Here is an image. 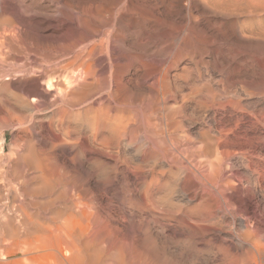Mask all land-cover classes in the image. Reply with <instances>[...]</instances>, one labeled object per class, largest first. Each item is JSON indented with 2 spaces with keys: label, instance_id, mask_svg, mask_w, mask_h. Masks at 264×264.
<instances>
[{
  "label": "rangeland",
  "instance_id": "1",
  "mask_svg": "<svg viewBox=\"0 0 264 264\" xmlns=\"http://www.w3.org/2000/svg\"><path fill=\"white\" fill-rule=\"evenodd\" d=\"M255 2L264 7V0H0V32L8 33L11 27L4 20L18 21V29L9 33L6 45H41L44 40L43 45H47L50 38L58 43L65 37L62 40L66 43L60 42L64 46L69 42L68 56L81 48L86 50L84 59L91 47L97 57L92 52L94 60L87 63L91 61L89 66L94 69L89 67L88 73L91 71L90 79L93 73L99 83L98 93L72 108V113L80 114L78 122L86 120L73 128L55 105L42 109V102L52 98L42 92L46 88L43 79L38 81V93L25 95L19 90L18 80L23 77L18 72L6 71L0 77V97L9 91L21 93L31 110L0 100V264H7L8 258L9 264H58L55 257L43 256L42 251L25 255L17 243L39 234H35L36 227L63 224L68 216L81 264H105L107 260V264H264V8ZM24 4L30 10L23 7L22 11ZM99 37L109 44L103 45ZM16 53L14 61L24 62ZM104 56H111L114 65ZM33 61L27 68L30 73L39 62ZM74 67L70 69L74 75L85 70L84 66ZM185 67L192 70V77L199 68L212 86L225 84L236 95L227 93L199 107L197 95V99L183 96L189 89L177 76ZM102 73L108 74L106 87L101 86ZM115 79L118 83L127 81L129 87L121 88ZM175 80L183 87L174 88ZM229 82H234L233 88ZM90 101L92 119L88 117L93 113L86 111ZM35 104L41 106L32 110ZM107 115L112 118L110 124ZM91 121L94 127L100 123L109 126L93 131ZM119 123L125 126L124 132ZM202 132L214 140L210 147ZM113 134L119 137L113 138ZM42 173L54 182L53 187L40 178ZM72 201H77L73 204L76 209ZM97 245L102 247L103 259ZM163 251L168 254L163 255ZM61 253L71 256L64 247Z\"/></svg>",
  "mask_w": 264,
  "mask_h": 264
},
{
  "label": "bare ground",
  "instance_id": "2",
  "mask_svg": "<svg viewBox=\"0 0 264 264\" xmlns=\"http://www.w3.org/2000/svg\"><path fill=\"white\" fill-rule=\"evenodd\" d=\"M257 2H258V0H257ZM4 3V2H3ZM233 2L231 1V4H232ZM254 3V2H253ZM256 3V2H255ZM6 4V3H5ZM4 4V5H5ZM8 4V3H7ZM67 4V3H66ZM250 4V3H249ZM249 4H247L248 5V9L250 8L249 7ZM252 4V3H251ZM256 4H259V3H256ZM255 4V5H256ZM16 5V4H15ZM69 5V4H68ZM229 5H230V2H229ZM243 5H245V4H243ZM246 5V6H247ZM254 5V4H253ZM259 5H261V7L262 8H264L263 6H262V3H260ZM22 6V9H23V7H25V4H24V6L23 5H21ZM246 6H245V8H246ZM250 6H252V5H250ZM258 6V5H257ZM257 6H255L257 9H259V7H257ZM3 7V6H2ZM5 7V6H4ZM69 7V6H68ZM253 7V6H252ZM251 7V8H252ZM1 8V7H0ZM6 8V7H5ZM20 8V7H19ZM19 8H18V10H19ZM25 8H29V10H30V7H25ZM3 9V8H2ZM247 9V10H248ZM255 9V8H254ZM8 10V9H7ZM28 10V11H29ZM250 11H251V9H249ZM252 10H253V8H252ZM256 10V9H255ZM3 11V10H2ZM22 11H24V9L22 10ZM35 11V10H34ZM69 11V10H68ZM264 11V10H263ZM0 12H1V10H0ZM6 12V11H5ZM20 12V11H19ZM18 12V13H19ZM26 12V11H25ZM67 12V11H66ZM253 12V11H252ZM258 12V11H257ZM28 13V12H27ZM32 13V12H31ZM64 14H65V12H63ZM251 13V12H250ZM33 14V13H32ZM32 14L31 15H29V13L27 14V15H29L31 18L33 17L32 16ZM35 14V13H34ZM43 14V13H42ZM39 15H41V13L39 14ZM44 15H46L45 13H44ZM66 15V14H65ZM70 15V14H69ZM7 16H9V15H7ZM21 15H19V17H20ZM5 17H6V14H5ZM29 17V18H30ZM3 18V17H2ZM8 18V17H7ZM24 18V17H23ZM28 17H26V19H27ZM30 18V19H31ZM77 18H78V16H77ZM80 18V17H79ZM78 18V19H79ZM6 19V18H5ZM29 19V20H30ZM2 20V19H1ZM0 20V21H1ZM13 20V19H12ZM68 20H70V19H68ZM85 20V19H84ZM3 21V20H2ZM6 23H5V25H9V26H11V27H9L10 29H9V32L8 33H3V32H5V31H3V32H0V77H2L3 76V73L4 72H6V71H13V73L14 72H18L19 74H18V76H22L23 77V79H20V80H18V81H20L21 83H20V88H19V90L23 93V94H25V92H29V91H34L35 93L37 92V85H38V81L41 79H43L44 80V82H45V85H46V88L45 89H43V93H44V96H46V97H48L49 98V96H51L52 98L51 99H45V101H43L42 102V106L41 105H36V106H32V110H33V107L35 108V107H37L36 109H38V106H41L42 107V109H47L48 107L50 108V106H54L55 107V109L56 110H60V111H62V112H64V114H65V116H66V118L68 119L67 120V122H68V124L67 125H71V126H73V128H74V126H76L78 123H80V121L81 122H83L82 121V119L78 122L77 120H78V118H80L79 117V115H78V113H72V111L71 110H73L74 108H75V106H77V105H79V104H81V103H83V102H85L86 100H88V98L96 91V90H98V82H97V79H95V77H94V75H93V73H92V79H90L91 77H89V75L91 76V71L88 73V68L90 67L89 65H91L90 63H91V61H93L94 60V55L92 54V52H95V51H93L92 49V51L91 50H87L88 52V55L90 56H88L89 57V59L87 60V58L86 59H84V52L86 51V50H83L82 51V49L80 48V47H82L81 45H80V50H81V52H80V50H77V52L79 51V53H77L76 52V54H75V52H74V55H72L71 54V56H68V55H70V48H68V46H69V42H68V46H64V44L66 43L65 41H63L62 39L64 38L65 39V37H61L62 39H60L59 40V38H58V40H59V42L62 40L63 42H65L64 44H62V42H58V43H56V42H50L51 41V39H53V38H50V41H48L47 42V40H46V42L48 43L47 45H43V43L45 42V40H44V42H42V44L41 45H43V46H41V45H38V44H33L32 43V45H30V46H19V47H16V46H14V45H11L10 43H8L7 42V45H6V41H8V38L10 37H8V35H9V33H11V32H13V33H16L15 32V29H18L17 27H16V22H18V21H16V22H14V21H11V18H10V20H4ZM24 21H25V19H24ZM79 21V20H78ZM81 21H83V20H81ZM23 22V21H22ZM85 22V21H84ZM79 23H80V21H79ZM1 24H3V23H1ZM25 24V23H24ZM82 24V23H81ZM21 25H23V24H21ZM26 25V24H25ZM89 25V24H88ZM87 25V26H88ZM94 25V24H93ZM1 26V25H0ZM18 27H20L19 25H17ZM91 26V25H90ZM2 27H4V26H2ZM1 27V28H2ZM6 27V26H5ZM93 27H95V26H93ZM92 27V28H93ZM72 28V27H71ZM70 28V29H71ZM74 28V27H73ZM3 29V28H2ZM1 29V30H2ZM8 29V28H7ZM6 29V30H7ZM27 29V28H26ZM75 30L77 29V27H75L74 28ZM89 29V28H88ZM19 30H21V28L19 29ZM19 30H18V32H19ZM73 30V29H72ZM74 30V31H75ZM94 30V29H93ZM95 30H97L96 28H95ZM94 30V32H96ZM24 31V30H23ZM28 31V30H27ZM77 31V30H76ZM90 31V30H89ZM92 31V30H91ZM90 31V34L92 33ZM22 32V31H21ZM28 32H30V31H28ZM28 32H26V33H28ZM24 34L23 35H25V32H23ZM12 34V33H11ZM31 34V33H30ZM81 34V33H80ZM79 34V35H80ZM89 34V33H88ZM106 34V33H105ZM108 34V33H107ZM16 35H19V34H16ZM16 35L14 36L13 35V37H16ZM32 35V34H31ZM75 35V34H74ZM95 35V34H94ZM195 35V34H194ZM12 36V35H11ZM20 36V35H19ZM22 36V35H21ZM28 36H29V34H28ZM33 36V35H32ZM31 36V37H32ZM37 36V35H36ZM35 36V37H36ZM49 36H51V35H49ZM63 36V35H62ZM65 36V35H64ZM70 36V38L72 37L71 35H69ZM81 36V35H80ZM24 37V36H23ZM39 36H37V38H38ZM40 37H43L42 35L40 36ZM103 37V36H102ZM105 37V36H104ZM103 37V38H104ZM197 37V36H196ZM195 37V38H196ZM12 38V37H11ZM32 38H34V36L32 37ZM32 38H31V40H32ZM44 38V37H43ZM45 38H47L46 36H45ZM76 39L75 40H77L78 38L77 37H75ZM83 38V37H82ZM87 38V37H86ZM93 37H91V39H92ZM194 38V39H195ZM15 39V38H14ZM14 39H13V41H14ZM27 39H29V38H27ZM39 39V38H38ZM38 39H37V41H38ZM55 39L56 38H54V41H55ZM94 39V38H93ZM105 39V38H104ZM103 39V40H104ZM16 40H18L17 39V37H16ZM19 40H20V38H19ZM22 40V39H21ZM20 40V41H21ZM24 40H25V38H24ZM23 40V41H24ZM35 40V42H36V38L34 39ZM40 40V39H39ZM57 40V39H56ZM74 39L72 40L71 39V41L73 42V41H75ZM80 40V39H79ZM99 40H101V38L99 37ZM99 40H97V42L99 41ZM103 40H101V42H102V44L103 45H107V44H109V43H103ZM112 40V39H111ZM198 40V39H197ZM197 40H196V42H197ZM28 41V40H27ZM83 41V40H82ZM81 41V42H82ZM87 41V40H86ZM106 41V40H105ZM12 42V41H11ZM18 42V41H17ZM40 42V41H39ZM52 43V44H50V43ZM90 42V41H89ZM88 42V43H89ZM94 42H96L95 40H94ZM193 42V41H192ZM30 43V42H29ZM28 42H27V44H29ZM37 43V42H36ZM56 43V44H55ZM99 43V42H98ZM186 43V42H185ZM12 44H14V43H12ZM26 44V43H25ZM40 44V43H39ZM45 44V43H44ZM72 44V45H71ZM70 45H71V47L73 46V43H71ZM87 44V43H86ZM90 44V43H89ZM89 44H88V46H89ZM101 44V43H100ZM193 44V43H192ZM16 45V44H15ZM19 45H20V43H19ZM22 45H24V43H22ZM90 45H92V44H90ZM94 45V44H93ZM92 45V46H93ZM96 45V44H95ZM187 46H188V44H186ZM75 46V45H74ZM99 46V45H98ZM87 47V46H86ZM86 47H85V49H86ZM96 47V48H95ZM94 47V49H96L97 50V46H95ZM105 47V46H104ZM111 47H112V45H111ZM111 47H109V49L111 48ZM190 47H192V46H190ZM73 48H76V47H73ZM82 48H84V46L82 47ZM73 50V49H72ZM106 50H108L107 48H106ZM14 52L16 53V54H19V55H21V56H23L24 58H25V60H24V62L22 61V63H17V62H19V61H17V59L18 58H16V61L17 62H15L14 60V57H15V54H14ZM106 52V51H105ZM96 53L97 52H95L94 54H95V56H96ZM108 53H110L109 51L107 52V54ZM111 54H112V52H111ZM110 55V54H109ZM114 55V54H113ZM20 56V57H21ZM66 56H68V57H66ZM106 56H108V55H106ZM106 56H104L105 57V59H108V63H110V65L112 64V65H114L113 64V62H112V60L110 61V59H113V58H111V56L110 57H106ZM97 57V56H96ZM99 58V57H98ZM97 58V59H98ZM30 59V60H29ZM97 59H96V61H97ZM29 60V61H28ZM34 60V61H33ZM37 60L39 61L38 62V66H36L35 65V70L32 72V73H30L29 71H28V65L29 64H31L30 63V61H33V62H37ZM89 60H91L90 61V63H89V65H88V61ZM21 62V61H20ZM95 63V62H94ZM36 64V63H35ZM75 64H78V65H76V66H84L85 67V70L83 71H81V72H78V73H75V75H74V72H72V71H70V69H73V67L75 66ZM96 64V63H95ZM92 65H94V64H92ZM75 66V67H76ZM109 66V65H108ZM75 67H74V69H75ZM104 67V66H103ZM105 67H107V66H105ZM198 67V66H197ZM195 68L194 70H195V78L194 77H192L191 76V73H192V70H190V69H188V68H186L185 67V69L186 70H184V69H182V73H180L177 77L179 78V76H181L182 77V79H184L185 80V84L187 85V87H188V89H189V91L186 93V94H183V96L184 97H189L190 99H194V98H196V95L199 97L197 100H198V106L199 107H203V105H205V104H209L210 102H213L214 100H216V98L218 99V97H222V96H224V95H227V93H231L233 96H235L236 95V93L234 92L233 93V91H232V89H228L226 86H224V85H222L221 83V85L220 86H216V85H214V83H213V86L209 83V79L210 78H208V80H206V79H203V76H202V72L200 71V69L199 68ZM80 68V67H79ZM83 68V67H82ZM81 68V69H82ZM91 68V67H90ZM92 68H93V66H92ZM91 68V69H92ZM94 69V68H93ZM105 70V68H102V70ZM107 69V68H106ZM109 69H111L110 67H109ZM113 69V68H112ZM77 70H78V68H77ZM114 70H115V68H114ZM30 71H32L31 70V68H30ZM80 71V70H79ZM93 71V70H92ZM109 71V70H108ZM72 73L71 75H69L68 73ZM104 72V71H103ZM109 72H111V71H109ZM115 72V71H114ZM113 72V73H114ZM194 72V71H193ZM13 73H12V75H13ZM94 73H95V71H94ZM96 73H97V71H96ZM108 73V72H107ZM106 73V74H107ZM112 73V74H113ZM17 74V73H16ZM103 74H105V73H102V75ZM106 74L102 77V84H101V82H100V84H101V86H103V87H106V86H108V84H107V78H106ZM119 74V73H118ZM96 75V74H95ZM108 75V74H107ZM97 76H98V74H97ZM113 76V75H112ZM120 76V75H119ZM166 76V75H165ZM164 76V77H165ZM211 76V75H210ZM8 77H10V76H8ZM15 77V76H14ZM89 77V78H88ZM100 77V76H99ZM117 78V79H119V77H118V75H115L114 76V78ZM163 77V78H164ZM180 77V78H181ZM7 78V77H6ZM11 78H13V77H11ZM16 78V77H15ZM98 78V77H97ZM113 78V77H112ZM113 78V79H114ZM142 78V77H141ZM0 79H2L3 80V78H0ZM5 79V78H4ZM19 79V78H18ZM117 79H115V80H113V81H115L114 83L116 84V85H120V83H121V85L122 86H120L121 88L123 87L124 89L126 88V86H128L127 84V81H125V83H123V82H121L120 81V83H118L119 82V80H117ZM164 79H166V78H164ZM163 79V80H164ZM138 80H141V79H138ZM167 80V79H166ZM218 80V79H217ZM216 79H215V81H217ZM234 80V79H233ZM5 81H7V80H5ZM99 81H100V78H99ZM143 80H141L140 82H142ZM210 81H211V79H210ZM4 82V81H3ZM8 82V81H7ZM10 82V81H9ZM9 82H8V84H9ZM166 82V81H165ZM164 82V83H165ZM168 82V81H167ZM166 82V83H167ZM218 82V81H217ZM222 82V81H221ZM1 83V82H0ZM12 83V82H11ZM16 83V82H15ZM108 83H110V82H108ZM127 83V84H126ZM163 83V82H162ZM163 83V84H164ZM234 83V82H233ZM233 83H232V85H233ZM7 84V83H6ZM138 84H139V81H138ZM1 85V84H0ZM10 85V84H9ZM15 86H16V84H14ZM118 85V86H119ZM126 85V86H125ZM140 85V84H139ZM164 85H166V84H164ZM174 88H176V89H180V88H182L183 87V85L181 86L179 83H178V81H176L175 80V82H174ZM226 85H227V83H226ZM229 85H230V82H229ZM232 85H230V87L232 86ZM13 86V85H12ZM115 86V85H114ZM1 87V86H0ZM40 87V86H39ZM41 87H42V84H41ZM40 87V88H41ZM129 87V86H128ZM164 87H167V86H164ZM229 87V86H228ZM4 88V87H3ZM17 88V89H18ZM117 88V87H116ZM116 88H112L113 90L115 89L116 90ZM231 88H233V86L231 87ZM2 89V88H1ZM0 89V90H1ZM106 88H104V90H105ZM110 89V88H109ZM108 89V90H109ZM128 89V88H127ZM36 90V91H35ZM107 90V89H106ZM107 90V91H108ZM2 91V90H1ZM0 91V92H1ZM7 91H9V89H7ZM40 91V92H41ZM51 91H54L53 93H54V95L53 94H51ZM177 91V90H176ZM111 92V91H110ZM125 92V91H124ZM177 92H179V91H177ZM4 93V92H3ZM38 93V92H37ZM96 93H98V91H96ZM179 93H181V92H179ZM41 94V93H40ZM110 94V93H109ZM26 95V94H25ZM94 95V94H93ZM111 95H113V93H111ZM2 97V96H1ZM1 97H0V100L1 101H3V104H4V101L6 102L7 101V103L9 102V103H12V104H14V106L16 105V108H20V109H24L25 108V110H26V108H29V104H28V102L26 101V99L21 95V93L20 94H18V93H13V91H9V92H7L3 97H2V99H1ZM45 97V98H46ZM92 97V96H91ZM108 97H109V95H108ZM113 97V96H112ZM111 97V98H112ZM191 97H193V98H191ZM3 98H4V100H3ZM125 99H126V97H124ZM186 98V99H187ZM33 100V99H32ZM124 99L122 98V101H123ZM144 100V99H143ZM142 100V101H143ZM89 101V100H88ZM121 101V102H122ZM124 102V101H123ZM197 102V101H196ZM126 103V102H125ZM2 104V103H1ZM6 104V103H5ZM88 104H89V102H88ZM86 104H84V106H85ZM123 106H124V104H122ZM126 105V104H125ZM196 105H197V103H196ZM10 106V105H9ZM142 106V105H141ZM74 107V108H73ZM79 107H82V109H83V106H79ZM152 107V106H151ZM73 108V109H72ZM146 108H148V107H146ZM39 109H41L40 107H39ZM151 109V108H150ZM29 110H30V108H29ZM144 110V109H143ZM142 110V111H143ZM28 111V110H27ZM34 111H35V109H34ZM42 111V110H41ZM44 111V110H43ZM46 111V110H45ZM86 111L87 112H90V113H93L94 111H93V108H92V102L90 101V104L88 105V108L86 109ZM29 112V111H28ZM30 112H31V110H30ZM36 112V111H35ZM34 112V113H35ZM59 112V111H58ZM83 112V111H82ZM39 113H40V111H39ZM167 113V112H166ZM173 113V112H172ZM172 113H168V115H170V114H172ZM33 114V113H32ZM38 114V113H37ZM82 114V113H81ZM84 114V113H83ZM34 115V114H33ZM32 115V116H33ZM85 115V114H84ZM83 115V116H84ZM91 115V114H90ZM103 115V117L104 116H106V115H104V114H102ZM162 115V114H161ZM165 115V114H164ZM168 115H166V116H168ZM64 116V117H65ZM89 116V115H88ZM93 116H94V113L91 115V116H89L88 118H90V119H92L93 118ZM97 116V115H96ZM158 116H159V114H158ZM171 116V115H170ZM85 117H86V115H85ZM109 116L107 115V117L106 118H108ZM163 117V116H162ZM165 117V116H164ZM30 118V117H29ZM72 118V119H71ZM87 118V119H88ZM159 118L161 119V117L159 116ZM169 118V117H168ZM167 118V119H168ZM85 119V118H84ZM97 119V118H96ZM95 118H94V120L96 121V123H98V119L96 120ZM103 119V118H102ZM102 119H101V121H102ZM112 119V118H111ZM111 119H106L107 120V124L109 123H111L110 122V120ZM146 119V118H145ZM166 119V120H167ZM29 120V119H28ZM31 120V119H30ZM29 120V121H30ZM65 120V119H64ZM104 120V119H103ZM149 119H146V122L148 123L149 121H148ZM31 121H33V119L31 120ZM86 121V120H85ZM84 121V122H85ZM89 121V120H88ZM94 121V122H95ZM84 122H83V124H84ZM113 123V122H112ZM146 123V124H147ZM24 124H25V122H24ZM27 124V123H26ZM31 124V123H30ZM86 124V123H85ZM89 124H90V126H92V127H94V124H93V122L91 121V123L89 122ZM107 124H105L103 127H107V126H109V125H107ZM124 124V123H123ZM28 125V124H27ZM99 125V124H98ZM98 125H95V127H100L101 126V123H100V126H98ZM119 126V128H121L122 129V131L124 132L125 131V126L124 125H122L121 123H119L118 124ZM83 126V125H82ZM87 126V125H86ZM90 126H89V130L91 131V129H90ZM101 126V127H102ZM78 127H79V125H78ZM85 127V126H84ZM93 128L92 130L94 131V129H96V128ZM102 127V128H103ZM115 127H116V125H115ZM87 128V127H86ZM108 128V127H107ZM78 129V128H77ZM100 129V128H99ZM98 129V130H99ZM114 129V128H113ZM116 129H117V127H116ZM75 130V129H74ZM78 130H80V129H78ZM85 130H87V129H85ZM98 130H96V131H98ZM104 129H102L100 132H101V134H103L102 133V131H103ZM109 131H111L110 129H108ZM88 131V130H87ZM113 131H115V130H113ZM118 131V130H117ZM83 132H85L84 130H83ZM92 132V131H91ZM93 133H95V132H92V134ZM110 133V132H109ZM108 133V134H109ZM117 133V132H116ZM97 134V133H96ZM105 134V133H104ZM103 134V135H104ZM107 134V136L109 137H107V139H110V137L111 136H109ZM111 134V133H110ZM116 135V134H115ZM114 134H113V138H114V136H115ZM121 135V134H120ZM91 136H93V135H91ZM97 136H98V134H97ZM123 136V135H122ZM122 136H120V137H122ZM125 137H126V135H124ZM123 136V137H124ZM201 136H202V138H206V140H207V142H208V144H207V146H209L210 147V145H212V144H214V140L212 139H210L211 137H210V135L208 136L207 135V133L206 132H202L201 133ZM94 137V136H93ZM95 137H96V135H95ZM94 137V138H95ZM116 137V136H115ZM119 137V136H118ZM118 137H116V138H118ZM123 137H122V139H123ZM210 137V138H209ZM104 138V137H103ZM115 138V139H116ZM106 139V138H105ZM112 139V138H111ZM92 140V139H91ZM104 140V139H103ZM118 140V139H117ZM120 140H121V138H120ZM124 140V139H123ZM90 141V140H89ZM105 141V140H104ZM108 141V140H107ZM106 141V142H107ZM119 141V140H118ZM118 141H116V142H118ZM105 142V143H106ZM121 142V141H120ZM25 143V142H24ZM104 143V144H105ZM122 143V142H121ZM26 144V143H25ZM108 144V143H107ZM123 144V143H122ZM16 161V160H15ZM28 164V163H27ZM40 164V163H39ZM39 164L37 165V162H36V166H39ZM29 165V164H28ZM35 165V164H34ZM4 166V165H3ZM13 166V165H12ZM48 168V167H47ZM38 169V168H37ZM40 169V168H39ZM44 168L42 167V170H43ZM35 170V169H34ZM40 171V170H39ZM37 172V171H36ZM35 172V173H36ZM46 172H47V170H46ZM41 173V172H40ZM45 173V172H44ZM44 173H42L41 174V176L42 177H40V178H43L44 177V179L43 180H45V178H46V176H44L45 174ZM47 174V173H46ZM26 175V174H25ZM48 175V174H47ZM28 177V176H27ZM48 178V177H47ZM46 178V179H47ZM53 178V177H52ZM57 178V177H56ZM55 178V179H56ZM62 178V177H61ZM37 180V179H36ZM96 180V179H95ZM38 181V180H37ZM47 182H48V184H50V183H52V182H50V180H46ZM60 182V181H59ZM59 182H57V185L58 184H60ZM62 182H63V180H62ZM25 183V182H24ZM54 183V182H53ZM53 183L50 185L51 187H53L52 185H53ZM13 184V183H12ZM10 185V188L13 186V185ZM25 184H27V183H25ZM29 184V183H28ZM47 184V183H46ZM56 184V183H55ZM15 185V184H14ZM21 185V184H20ZM38 185V184H37ZM40 185H42V184H40ZM64 185V184H63ZM62 185V186H63ZM17 186V185H16ZM35 186V185H34ZM44 186V185H43ZM98 186V185H97ZM21 187H23V186H21ZM24 187H25V185H24ZM58 187H60V185L58 186ZM57 187V188H58ZM67 187V186H66ZM19 188V187H18ZM57 188H55V190L57 189ZM63 188H65V187H63ZM14 189V188H13ZM17 189V188H16ZM68 189V188H67ZM7 191H8V189H6ZM60 190V189H59ZM58 190V191H59ZM62 190V193H63V189H61ZM61 190H60V192H61ZM16 191H18V190H16ZM67 191V190H66ZM13 192V191H12ZM12 192L10 193L11 194V196H12ZM57 192V191H56ZM18 193V192H17ZM58 193V192H57ZM14 194H15V192H14ZM26 194H28V193H26ZM30 194V193H29ZM59 194V193H58ZM6 195H7V192H6ZM41 195V194H40ZM54 195V194H53ZM57 195V194H56ZM58 196V195H57ZM57 196H56V198H57ZM69 196H71V195H68V197ZM73 196V195H72ZM47 197H51V195L49 196V195H47L46 196V198ZM54 197V196H53ZM52 197V198H53ZM66 197H67V194H66ZM73 198V197H72ZM71 198V199H72ZM75 198V197H74ZM49 199V198H48ZM56 200V199H55ZM75 200H77V199H75ZM74 200V201H75ZM43 201V200H42ZM45 201V200H44ZM69 201V200H68ZM22 202V201H21ZM59 202V201H58ZM58 202H57V204H58ZM73 202V201H72ZM72 202H69L70 204L69 205H67V206H70L71 205V203ZM64 203H65V200H64ZM68 203V202H67ZM66 203V204H67ZM75 202H73L72 203V207H73V204H74ZM38 204V203H37ZM75 204H77V201H76V203ZM40 205V204H39ZM44 205V204H43ZM56 205V204H55ZM63 205V204H62ZM65 205V204H64ZM61 206V205H60ZM75 206V205H74ZM55 207V206H54ZM71 207V206H70ZM61 208V207H60ZM74 209H76L75 207H73ZM47 209H48V206H47ZM65 210H66V208H64ZM64 209H62V210H64ZM73 209V210H74ZM57 210V209H56ZM70 210H72L71 208H70ZM69 210V211H70ZM72 210V211H73ZM68 211V210H67ZM74 211H76V210H74ZM80 211V210H79ZM51 212H54V210H51ZM50 212V213H51ZM63 212V211H62ZM26 213V212H25ZM28 213V212H27ZM40 213V212H39ZM57 213V212H56ZM55 213V214H56ZM61 213V212H60ZM20 214H22V212L20 213ZM54 213H52L51 215H53ZM59 214V213H58ZM62 214V213H61ZM18 215V214H17ZM26 216L28 215V214H25ZM29 215H30V213H29ZM39 215V214H38ZM43 215V214H42ZM50 215V214H49ZM70 215V214H69ZM139 214H137V216H138ZM56 216V215H55ZM54 216V217H55ZM62 216H63V214H62ZM65 216H66V214H65ZM64 216V217H65ZM140 216V215H139ZM19 217V216H18ZM23 217V216H22ZM29 217H31L32 219H33V217L32 216H29ZM35 217H36V215H35ZM34 217V218H35ZM39 217V216H38ZM53 217V218H54ZM57 217V216H56ZM59 217V216H58ZM57 217V218H58ZM30 218V219H31ZM46 218V217H45ZM52 218V219H53ZM69 218H71L70 216H68V217H66L65 219H64V222H63V224L61 223V220H60V225H58V224H52V225H40V226H38V227H36V229H37V231L36 230H34V232H35V234H37V233H39V234H37V235H33L32 233H31V235H33V237H31V239H29V237L28 238H23L24 240H22L23 242H21V243H17L18 244V246H19V249H21V251L25 254V255H29V254H31V252H34V251H36V252H40V251H42L43 252V256H45V255H52L53 257H55L56 259L55 260H57L58 261V264L60 263H67V264H81V261L77 258V255L80 253V250H79V248L77 247V245H78V243H77V245L75 244L76 243V241H75V238H76V236H75V234H74V232H73V230L71 229V228H69L70 227V224H69ZM79 218V217H78ZM20 219V218H19ZM32 219H31V222H32ZM56 219V218H55ZM58 219H61V218H58ZM72 219H73V217H72ZM4 220V219H3ZM13 220V219H12ZM16 220V219H15ZM45 220H47V219H45ZM54 220V219H53ZM74 220H75V217H74ZM74 220H72V221H74ZM6 221H8V220H6ZM16 221H18V220H16ZM16 221L14 222V223H16ZM23 221V220H22ZM37 221V220H36ZM35 221V219H34V222H36ZM62 221H63V219H62ZM71 221V220H70ZM77 221V220H76ZM3 222V221H2ZM21 221H19V223H20ZM29 222H30V220H29ZM38 222H39V219H38ZM46 222H49V220L48 221H46ZM75 222V221H74ZM9 223V222H8ZM25 223V222H24ZM37 223V222H36ZM51 222H49V224H50ZM53 223V222H52ZM55 223V222H54ZM73 223V222H72ZM77 223V222H76ZM1 224V223H0ZM7 224V223H6ZM11 224V223H10ZM32 224V223H31ZM46 224V223H45ZM79 224V226L81 225L80 223H78ZM77 224V225H78ZM7 225H9V224H7ZM16 225H17V223H16ZM21 225V224H20ZM30 225V224H29ZM18 226V225H17ZM25 226V225H24ZM31 226V225H30ZM35 226V225H34ZM76 226V225H75ZM79 226H77V227H79ZM4 227V226H3ZM9 227V226H8ZM27 227V226H26ZM72 227V226H71ZM12 228V227H11ZM19 228V227H18ZM18 228L16 229V230H18ZM28 228H29V226H28ZM81 228H83V227H81ZM86 228V227H85ZM84 228V229H85ZM87 228H88V226H87ZM3 229V228H2ZM21 229H23V228H21ZM65 229V230H64ZM73 229H75V228H73ZM82 230V229H80V230H82V231H84V232H86L85 230ZM5 229H3L2 230V233H3V231H4ZM12 229H10V231H11ZM29 230H30V228H29ZM78 230H79V228H78ZM13 231V230H12ZM20 231V230H19ZM24 231V230H23ZM26 231H27V229H26ZM9 232V231H8ZM16 232V231H15ZM25 232V231H24ZM33 232V231H32ZM33 232V233H34ZM79 232V231H78ZM128 232V231H127ZM1 233V234H2ZM5 233V232H4ZM12 233L13 232H10V234L12 235ZM21 233H23V232H21ZM20 233V234H21ZM26 233V232H25ZM87 233V232H86ZM86 233H84V236L86 235ZM82 234H83V232H82ZM3 235V234H2ZM11 235L9 236L10 238H11ZM4 236V235H3ZM19 236H21V235H19ZM22 236H23V234H22ZM28 236V235H27ZM30 236V235H29ZM80 236V238L83 236H81V235H79ZM78 236V237H79ZM1 237V236H0ZM15 237V236H14ZM17 237V236H16ZM15 237V238H16ZM24 237H25V235H24ZM2 238H4V237H2ZM7 238V237H6ZM13 238V237H12ZM84 238V237H83ZM18 239H20V238H17V240ZM13 240V239H12ZM21 240V239H20ZM82 240V239H81ZM80 240V241H81ZM84 240H86L85 238H84ZM7 241V240H6ZM14 241V240H13ZM19 241V240H18ZM79 241V240H78ZM4 242H5V240H4ZM87 242V241H86ZM88 242L90 243V241L88 240ZM3 243V242H2ZM82 243H84V242H82ZM82 243H80V244H82ZM88 243V244H89ZM4 244V243H3ZM5 244H7L6 242H5ZM14 244V243H13ZM21 244V245H20ZM87 244V243H86ZM85 244V245H86ZM90 244H92V243H90ZM89 244V245H90ZM1 246H3L2 244H0ZM8 246H11L12 247V245H10L9 243L7 244ZM6 245V246H7ZM14 245H16V244H14ZM14 245H13V247H14ZM93 245V244H92ZM96 245V244H95ZM103 245V244H102ZM81 246H83V245H81ZM97 246H99V245H97ZM96 246V247H97ZM62 247H64V248H66V249H68V251H70L71 253V256H69L68 254H67V256H69V257H63L62 255V253H61V249H62ZM80 247V246H79ZM84 247V246H83ZM92 247V246H91ZM102 247H104V245L102 246ZM101 246H99V248H98V251L100 250V248H102ZM159 247H160V245H159ZM158 246H157V248H159ZM168 247V246H167ZM2 248V247H1ZM4 248V247H3ZM7 248V247H6ZM85 248V247H84ZM87 248V247H86ZM89 249H90V247H88ZM163 248V247H162ZM10 248H8L7 249V251L9 250ZM12 249V248H11ZM14 249H16V248H14ZM13 249V250H14ZM81 249V248H80ZM159 249H161V248H159ZM164 249H170V248H165V246H164ZM163 249V250H164ZM172 249V248H171ZM1 250V249H0ZM85 250V249H84ZM83 250V251H84ZM93 250V249H92ZM102 251L104 250V249H101ZM110 250V249H109ZM162 250V249H161ZM4 251V250H3ZM65 251V250H64ZM87 251V250H86ZM97 251V250H96ZM107 251V250H106ZM154 251H156V250H154ZM165 251V250H164ZM163 251V255H164V253L166 252H164ZM169 250H167V252H168ZM176 251V250H175ZM8 252H10V253H12L11 252V250H9ZM66 252V251H65ZM82 252V251H81ZM85 252V251H84ZM109 252V251H108ZM111 253L112 252H114V251H110ZM161 252V251H160ZM0 253H3V252H0ZM23 253H21V255H19V256H22V254ZM35 253V252H34ZM33 253V254H34ZM64 253V252H63ZM89 253V252H88ZM93 253H94V251H93ZM99 254H100V251L98 252ZM117 255H118V253L117 252H115ZM156 253V252H155ZM162 253V252H161ZM37 254V253H36ZM62 254V255H61ZM82 254H85V253H82ZM106 254V253H105ZM109 254V253H108ZM107 254V255H108ZM113 254V253H112ZM116 254H114V256L116 257L117 255ZM120 254V253H119ZM157 254H158V252H157ZM168 253H165V255H167ZM170 254V253H169ZM39 255H41V254H39ZM65 255V254H64ZM94 256H95V254H93ZM97 255V254H96ZM121 255V254H120ZM120 255H118L119 257H120ZM159 255L160 256H162L160 253H159ZM159 255H157L158 257H159ZM18 256V257H19ZM88 256V255H87ZM100 256H101V254H100ZM111 257H113V255H110ZM1 257V256H0ZM39 257V256H38ZM80 257H83V256H80ZM95 257H97V256H95ZM99 257V256H98ZM102 257V258H101ZM100 258L101 259H103V257H105V256H101ZM119 257H116L118 260H119ZM122 257V256H121ZM120 257V258H121ZM155 257H156V255H155ZM3 258V257H2ZM11 258H13V257H11ZM110 258V257H109ZM8 259H10V258H8ZM8 259H7V264H9V262H8ZM86 259V258H85ZM113 260H114V258H112ZM122 259V258H121ZM156 259H157V257H156ZM2 259H0V261H1ZM4 260V259H3ZM11 260V259H10ZM35 260V259H34ZM33 260V261H34ZM47 260V259H46ZM98 260H100L99 258H98ZM124 260V259H123ZM21 261H22V259H21ZM24 262H25V260H23ZM22 261V262H23ZM32 261V262H33ZM108 261V260H107ZM107 261H105V264H107L106 262ZM111 261V260H110ZM120 261H122V260H120ZM5 262H6V259H5ZM4 262V263H5ZM23 262V263H24ZM93 262V261H92ZM92 262H91V264H92ZM114 262H116V261H114ZM122 262H124V261H122ZM122 262H120L121 264H123ZM3 263V262H2ZM40 263V262H39ZM54 263H55V261H54ZM99 263V262H98ZM110 263V262H109ZM28 264V263H27ZM31 264V263H30ZM56 264H57V262H56ZM86 264V263H85ZM112 264V263H111ZM114 264V263H113ZM118 264V263H117ZM125 264V263H124Z\"/></svg>",
  "mask_w": 264,
  "mask_h": 264
}]
</instances>
